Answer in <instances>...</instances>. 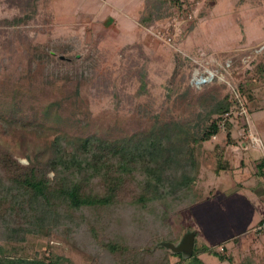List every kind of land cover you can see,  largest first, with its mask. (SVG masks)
Listing matches in <instances>:
<instances>
[{
  "label": "rangeland",
  "instance_id": "rangeland-1",
  "mask_svg": "<svg viewBox=\"0 0 264 264\" xmlns=\"http://www.w3.org/2000/svg\"><path fill=\"white\" fill-rule=\"evenodd\" d=\"M144 6L0 0V117L24 124L6 132L0 123V146L27 164L49 155L53 132L115 140L179 122L199 134L211 105L243 81L255 97L247 126L234 113L229 138L222 127L194 147V190L203 200L181 212L178 240L194 231L204 264H264V244L255 241L263 234L254 231L264 217V0H180L149 27L138 23ZM221 149L230 168L216 172ZM50 242L74 264H87ZM28 243L35 252L45 244ZM205 246L225 260L199 253Z\"/></svg>",
  "mask_w": 264,
  "mask_h": 264
},
{
  "label": "trees",
  "instance_id": "trees-1",
  "mask_svg": "<svg viewBox=\"0 0 264 264\" xmlns=\"http://www.w3.org/2000/svg\"><path fill=\"white\" fill-rule=\"evenodd\" d=\"M144 5L138 23L149 27L170 6L180 7V0ZM193 27L194 21L184 31ZM254 99L249 84L239 81L237 90L211 105L199 134L179 122L115 140L53 132L49 155L27 164L0 146V264H74L51 240L81 254L87 264H180L171 257L180 260L182 254L159 243L176 242L181 212L203 200L194 190V147L211 141L222 127L229 138L234 113L247 126V103ZM0 123L6 132L24 127L1 117ZM223 152L216 172L230 168ZM32 237L44 239V248L35 252L28 243ZM202 252L225 260L207 246ZM191 258L204 264L194 246Z\"/></svg>",
  "mask_w": 264,
  "mask_h": 264
},
{
  "label": "water",
  "instance_id": "water-1",
  "mask_svg": "<svg viewBox=\"0 0 264 264\" xmlns=\"http://www.w3.org/2000/svg\"><path fill=\"white\" fill-rule=\"evenodd\" d=\"M194 231H188L180 237L176 242H168V243H159V245H164L167 249L172 252L181 253L183 257H190L192 255L193 246H194ZM187 264H199L197 262L192 261Z\"/></svg>",
  "mask_w": 264,
  "mask_h": 264
},
{
  "label": "crops",
  "instance_id": "crops-1",
  "mask_svg": "<svg viewBox=\"0 0 264 264\" xmlns=\"http://www.w3.org/2000/svg\"><path fill=\"white\" fill-rule=\"evenodd\" d=\"M259 200V198L256 200V201H258ZM261 204L264 206V202L263 201H261ZM257 207V206H256ZM262 207L261 206H259L257 209H259L260 211H262V209H261ZM263 210H264V208H263ZM263 213H264V211H262ZM264 215V214H263ZM263 215H260V217H262ZM258 222V221H257ZM256 222V223H257ZM261 239H259V240H255V241H258V246H261L262 244H264V235H262V237H260ZM194 240H195V237H194ZM256 245V244H255Z\"/></svg>",
  "mask_w": 264,
  "mask_h": 264
},
{
  "label": "built area",
  "instance_id": "built-area-1",
  "mask_svg": "<svg viewBox=\"0 0 264 264\" xmlns=\"http://www.w3.org/2000/svg\"><path fill=\"white\" fill-rule=\"evenodd\" d=\"M169 40H170V38H169ZM255 228V233L256 234H260L261 233V231L264 229V221L260 224V225H255L254 226Z\"/></svg>",
  "mask_w": 264,
  "mask_h": 264
},
{
  "label": "flooded vegetation",
  "instance_id": "flooded-vegetation-1",
  "mask_svg": "<svg viewBox=\"0 0 264 264\" xmlns=\"http://www.w3.org/2000/svg\"><path fill=\"white\" fill-rule=\"evenodd\" d=\"M187 258H188V257H187ZM189 258H191V256H190ZM191 259H192V258H191ZM191 259H190V260H191ZM189 263H190V262H189Z\"/></svg>",
  "mask_w": 264,
  "mask_h": 264
}]
</instances>
